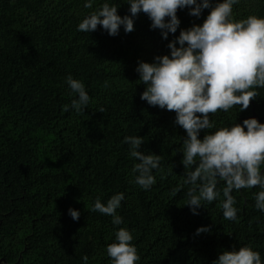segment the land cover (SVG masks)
<instances>
[{"label":"trees","instance_id":"16d2710c","mask_svg":"<svg viewBox=\"0 0 264 264\" xmlns=\"http://www.w3.org/2000/svg\"><path fill=\"white\" fill-rule=\"evenodd\" d=\"M85 2L0 0V264H84L85 255L89 264H111L106 248L118 227L134 229L138 264H213L223 251L245 245L264 262V211L255 207L261 189L233 190L238 222L224 219L218 207L223 181L221 197L193 214L185 204L190 185L182 180L195 166L186 169L179 151L187 133L174 111L141 99L146 85L139 62L170 55L168 44L181 30L202 25L211 9L199 18L179 9L180 27L164 39L143 12L131 33L123 26L116 36L102 26L80 32L79 23L105 2L120 5L121 17L131 15L126 0H95L90 9ZM233 15L264 17V0H240ZM69 75L83 81L91 97L85 113L63 111L74 98ZM257 91L243 112L238 105L209 114L216 128L255 115L264 123V88ZM215 130H201L200 138ZM127 136L143 137L140 150L161 156L150 190L130 183L138 161L123 143ZM120 192L125 200L117 214L124 223L114 226L111 216L92 208L97 197L106 204ZM70 209L80 212L78 220ZM201 227L210 231L197 235Z\"/></svg>","mask_w":264,"mask_h":264},{"label":"clouds","instance_id":"9594fccd","mask_svg":"<svg viewBox=\"0 0 264 264\" xmlns=\"http://www.w3.org/2000/svg\"><path fill=\"white\" fill-rule=\"evenodd\" d=\"M94 2L86 0L84 7L90 9ZM126 3L130 5L131 15L121 17L120 5L105 2L85 17L77 30L90 33L102 26L109 35L116 36L123 26L125 33H131L134 18L143 12L152 21L151 28L162 30L163 38L167 39L169 33H176L180 27L179 9L188 8L189 14L197 18L204 9H211L202 25L181 30L168 44L170 55L157 56L153 63L139 62L136 69L139 81L146 85L141 99L151 106L174 111L175 123L187 133L179 151L183 153L186 169L195 166L194 170L186 171L182 180L183 184L190 185L185 204L191 206L193 214H198L197 209L204 202L212 203L221 197V190L217 188L220 181L225 183L223 199L218 205L224 219L238 222L239 209L235 207L233 190L258 186L261 191L255 194V207L264 211V123L249 118L243 124L217 129L209 115L218 110L227 112L238 105V111L243 112L260 95L257 89L264 88V17L250 15L236 20L233 6L240 0H221L215 6L211 0H126ZM66 83L74 98L70 105H64L63 111L73 109L78 115L85 113L91 97L84 82L69 75ZM204 129L216 130L201 139ZM123 143L129 145L130 156L138 161L131 169L130 183L150 190L157 182L154 170H161V156L140 150L143 137L127 136ZM124 200L123 192L113 195L106 204L97 197L92 211L111 216V223L120 226L124 219L117 214V209ZM69 214L74 220L80 217V212L74 209ZM208 231L210 228L201 227L196 234ZM133 232L134 229L125 227L115 231L114 242L106 248L111 264H138L141 257L133 243ZM82 260L89 264L87 255ZM213 264L264 262L259 251L245 245L238 251H223Z\"/></svg>","mask_w":264,"mask_h":264},{"label":"rangeland","instance_id":"374dc122","mask_svg":"<svg viewBox=\"0 0 264 264\" xmlns=\"http://www.w3.org/2000/svg\"><path fill=\"white\" fill-rule=\"evenodd\" d=\"M0 263H3V259L2 258H0ZM19 263H20V259L17 262H15L14 264H19ZM5 264H7V263H5Z\"/></svg>","mask_w":264,"mask_h":264},{"label":"water","instance_id":"95a60500","mask_svg":"<svg viewBox=\"0 0 264 264\" xmlns=\"http://www.w3.org/2000/svg\"><path fill=\"white\" fill-rule=\"evenodd\" d=\"M253 118H258V116L257 115H255ZM264 170V169H263Z\"/></svg>","mask_w":264,"mask_h":264}]
</instances>
